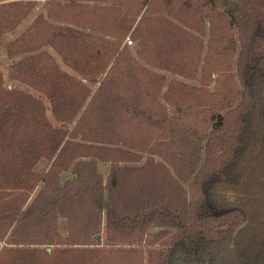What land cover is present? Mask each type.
<instances>
[{"label":"trees","instance_id":"1","mask_svg":"<svg viewBox=\"0 0 264 264\" xmlns=\"http://www.w3.org/2000/svg\"><path fill=\"white\" fill-rule=\"evenodd\" d=\"M39 3L0 0V45ZM41 6L5 44L37 96L0 72V264H264V0Z\"/></svg>","mask_w":264,"mask_h":264},{"label":"rangeland","instance_id":"2","mask_svg":"<svg viewBox=\"0 0 264 264\" xmlns=\"http://www.w3.org/2000/svg\"><path fill=\"white\" fill-rule=\"evenodd\" d=\"M42 2H43V0H40V3L37 5V7L34 8L30 12V14L27 16V18L23 22H21L17 26V28L15 30H13L12 32L5 33L2 36V38H1V45H0V72L3 75V85L6 88H18V89H22V90L27 91V92H30V93H32V94H34L36 96H37V93L32 88H30V87H28V86H26L24 84H21V83H19L17 81L11 80L9 78V76H8V65L10 64V60L6 57L5 44L9 40H11L14 37L18 36L30 24V22L32 21V19L35 17V15L38 12H40V10L45 14V10L41 6V3ZM128 40H130L129 36L126 37L124 43H126L127 45L130 46L131 53L133 55H135V50H136V45L135 44H137V42H135V41L132 40L133 42L131 44H129L128 43ZM45 48L52 54V56L55 58L56 62L58 63V65L60 66L61 69L69 72L70 74H72L74 76H77V73H75L70 67H68L67 65H65L62 62L60 56L57 54V52L55 50H53L50 47H45ZM138 61L140 63H142L143 65L149 67L150 69H153L154 71H156L158 73H164V74H166L168 77H176V78H178L180 80H184V81H187V82L189 81V80H186L185 78H182L180 76H176L174 74L165 72L164 70H161V69H158V68H154V67L146 64L145 62H143L139 58H138ZM189 82L196 84V82H194V81H189ZM46 112H47V115L50 118L51 122L53 124H55V125H58L55 122V120L52 118L49 109H47ZM45 163H46L45 161H42L41 163L37 164V166L35 167V170H37V171L44 170ZM99 170L102 173V175L105 177L106 174H107V172H108V165L105 164V163H103V162H99ZM70 176H71V174L69 172L62 173L61 176H60L61 182H63L65 179L69 178ZM57 231L62 236H66L67 235L68 230H67V222H66V219L65 218L59 217L57 219ZM27 234H29V231L27 232ZM23 235H24V233H23ZM101 237L102 238H100L99 241H100V245L102 247H105V246H109V247H120V246H122L119 243L109 244V242L105 240L103 233L101 234ZM47 248H51V247H47Z\"/></svg>","mask_w":264,"mask_h":264},{"label":"water","instance_id":"3","mask_svg":"<svg viewBox=\"0 0 264 264\" xmlns=\"http://www.w3.org/2000/svg\"><path fill=\"white\" fill-rule=\"evenodd\" d=\"M246 224V221H244L235 231H234V233L240 228V227H242L243 225H245ZM96 239L98 240L99 239V236L98 235H96ZM48 250H50V248H47Z\"/></svg>","mask_w":264,"mask_h":264},{"label":"crops","instance_id":"4","mask_svg":"<svg viewBox=\"0 0 264 264\" xmlns=\"http://www.w3.org/2000/svg\"><path fill=\"white\" fill-rule=\"evenodd\" d=\"M102 238V237H101ZM1 246H9L7 243H5L4 241L0 242V247Z\"/></svg>","mask_w":264,"mask_h":264},{"label":"built area","instance_id":"5","mask_svg":"<svg viewBox=\"0 0 264 264\" xmlns=\"http://www.w3.org/2000/svg\"><path fill=\"white\" fill-rule=\"evenodd\" d=\"M128 43L131 44V40H128Z\"/></svg>","mask_w":264,"mask_h":264}]
</instances>
